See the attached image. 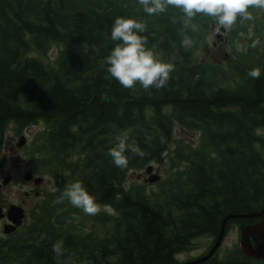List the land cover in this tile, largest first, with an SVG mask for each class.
<instances>
[{"label":"trees","instance_id":"16d2710c","mask_svg":"<svg viewBox=\"0 0 264 264\" xmlns=\"http://www.w3.org/2000/svg\"><path fill=\"white\" fill-rule=\"evenodd\" d=\"M118 16L145 22L148 47L174 65L165 87L125 89L107 71ZM182 18L173 7L149 16L137 0H0V130L43 122L30 144L31 168L59 173L56 199L32 209L23 231L0 238V264H177L194 238L212 237V244L225 215L261 206L264 50L248 37L255 19L228 30L245 45L232 43L218 61L200 54L214 20L198 14L183 29L194 41L185 49ZM254 29L262 35L264 24ZM253 68L259 79L247 75ZM176 128L195 131L196 143L171 147ZM124 134L128 166L119 168L108 153ZM150 162L169 164L155 187L125 184ZM75 181L95 197L99 214L63 196ZM256 220L229 218L225 232ZM218 250L196 264H264L238 245L224 256Z\"/></svg>","mask_w":264,"mask_h":264},{"label":"clouds","instance_id":"9594fccd","mask_svg":"<svg viewBox=\"0 0 264 264\" xmlns=\"http://www.w3.org/2000/svg\"><path fill=\"white\" fill-rule=\"evenodd\" d=\"M143 11L149 16L165 13L169 7L179 9L182 18L181 46L190 48L194 41L183 29L190 28L194 18L199 15L210 17L219 28L231 30L239 20L251 21L254 19L250 8L264 10V0H137ZM147 31L143 21L131 17L118 16L111 28L110 38L115 46L106 56L107 71L125 89H133L136 84L145 90L160 89L167 85L170 73L174 71L172 63L158 59L154 51L148 47V39L142 33ZM253 47L255 44L252 45ZM247 75L252 79H259L261 69L253 68ZM116 144L109 149V156L115 166L126 168L128 157V136L124 134L116 138ZM136 155L143 152L138 147L131 149ZM72 206L81 209L87 215H97L101 206L91 195L82 182L75 181L63 193ZM53 252L57 258L63 254L62 244L53 245Z\"/></svg>","mask_w":264,"mask_h":264},{"label":"rangeland","instance_id":"374dc122","mask_svg":"<svg viewBox=\"0 0 264 264\" xmlns=\"http://www.w3.org/2000/svg\"><path fill=\"white\" fill-rule=\"evenodd\" d=\"M251 13L253 16H255V27L253 26V24L248 25V37L252 38V41L255 44L254 47H260L264 50V32L262 35L256 34L254 32V28H258L259 26H262L264 24V10L256 8L255 11ZM216 29H218L217 24L213 25L206 33L204 42L200 46L201 56L203 55V57L211 60L215 59L218 61H223L228 56L232 47V43H234L237 48L244 47L243 45H245L246 39L241 38L240 42L236 44V40L234 41V38H231V31L224 30L220 35H216L213 32ZM57 49L58 47L54 46L49 51L50 58H53L55 56ZM43 126V122L38 121L29 125L27 128H24V130L20 133H17V127L14 123H9L4 128L7 148L0 151V160L2 161L0 177L3 178L7 175H11L12 178L11 181L7 185H5L2 193L6 195L7 198L13 200L15 203L21 204L25 207L26 216L24 224L19 228V231H23L32 220V209H36L45 200H48L50 198H53V200H55L56 197L51 196L57 195V177L59 176V173H36L31 168L29 157L30 144L32 143V140L35 137L36 133L42 130ZM20 134H24L26 136V142L21 146H17L16 141ZM173 135L174 136L171 140L170 145L171 147L177 142L183 143L184 141H188L192 144L196 143L197 141V133L195 131L176 128ZM150 163L153 164V172L159 174V179L163 178L169 171V164H156L154 162ZM28 169L33 172L34 176L41 175L43 177V180L37 184L34 183L32 179L25 180L23 178V174ZM147 176L148 174L145 171V166L143 168L130 171L125 184L128 185L131 183H145L147 187H155L156 181H147ZM1 235H4V233L0 228V238L3 239L8 236ZM239 237V225L236 223H231L224 234L223 240L218 250V254L220 256H224L229 251H231L234 246L239 244ZM211 241L212 237L208 236H198L194 238L193 247L177 253V260H187L204 253L208 249Z\"/></svg>","mask_w":264,"mask_h":264},{"label":"water","instance_id":"95a60500","mask_svg":"<svg viewBox=\"0 0 264 264\" xmlns=\"http://www.w3.org/2000/svg\"><path fill=\"white\" fill-rule=\"evenodd\" d=\"M225 29L219 28L214 30L213 32L216 35H220L222 31ZM2 129L0 130V144L2 141ZM26 142V136L24 134H20L16 145L21 146ZM145 171L148 174L146 177V180L149 182H155L159 179V174L153 172V164L148 163L145 166ZM10 178V175H7L3 182H7ZM23 178L25 180L32 179L34 183H40L43 180V177L41 175L34 176L33 172L31 170H26L23 174ZM8 213L10 217L12 218V222L8 224V227L6 228V231H10L15 228L17 224H19L22 220V217L24 216L23 208L15 203H12L8 208ZM256 217L257 220L254 222H248L240 226V237H239V248L240 250L245 253L247 256L257 258V259H264V196L261 201V206L258 208H254L251 210L241 211V212H233L229 213L224 216V218L221 221L220 230L218 232V235L213 240L212 244L208 247V249L203 253L196 257L178 261L177 264H196L199 263L207 258H209L211 255H213L217 249L219 248L222 239L225 234V222L229 218H251Z\"/></svg>","mask_w":264,"mask_h":264},{"label":"flooded vegetation","instance_id":"af4514ba","mask_svg":"<svg viewBox=\"0 0 264 264\" xmlns=\"http://www.w3.org/2000/svg\"><path fill=\"white\" fill-rule=\"evenodd\" d=\"M2 130H3V133H2V141L0 144V151L7 148L5 131H4V129H2ZM1 166H2V161L0 160V172H1ZM0 176H1V174H0ZM11 178H12V176L10 175L9 180L7 182H3L4 177L3 178L0 177V228L4 233V235H1V236L8 235L6 238H3V239H7V238L13 236L14 234H16L17 232H19V230H20L19 228L24 224V220H25V216H26V210H25L24 206H22L21 204L15 203L13 200L7 198V196L2 193L3 188L5 187V185H7L11 181ZM12 203L18 204L23 208L24 216L22 217L21 222L19 224H17L14 229H12L10 231H6L8 224H10L12 222V218L10 217V215L8 213V208Z\"/></svg>","mask_w":264,"mask_h":264}]
</instances>
